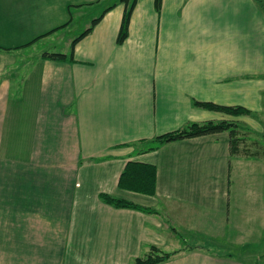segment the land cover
Masks as SVG:
<instances>
[{"label": "crops", "instance_id": "obj_1", "mask_svg": "<svg viewBox=\"0 0 264 264\" xmlns=\"http://www.w3.org/2000/svg\"><path fill=\"white\" fill-rule=\"evenodd\" d=\"M105 1L73 60L43 56L69 53L79 36L63 33L72 10ZM125 7L0 0V264H127L152 245L177 250L157 264L239 262L186 248L178 230L233 241L256 213L251 193L245 208L231 195L244 180L252 193L264 188H253L264 154L230 153L227 131L138 150L189 122L252 124L193 100L264 111V13L256 0H161L159 10L136 0L118 43ZM55 34L59 51L37 45ZM128 160L156 167L153 195L117 186ZM101 192L155 211L115 207Z\"/></svg>", "mask_w": 264, "mask_h": 264}, {"label": "rangeland", "instance_id": "obj_2", "mask_svg": "<svg viewBox=\"0 0 264 264\" xmlns=\"http://www.w3.org/2000/svg\"><path fill=\"white\" fill-rule=\"evenodd\" d=\"M264 3V0H262ZM107 1H105L103 4L100 6L93 8V7H88L84 6L80 11H75L72 10L71 20L70 16L67 15L66 20L68 22V26L63 30V33L66 34V38L68 37H74L83 32L84 28L89 24L90 20L92 19V14L93 11L97 14H100L102 10L104 9ZM59 34H55L50 36L48 39L42 40L37 45H41L43 50H54V51H59L58 48H60L61 43L58 38ZM21 64V63H20ZM19 65L16 63L14 69L21 68ZM264 101V99H263ZM264 105V103H263ZM264 110V106H263ZM248 116L252 123L251 125L246 123L245 121H240L238 123V126H235L234 128L232 127L231 131V136L236 137L235 138V143H237V150L236 151H230V153H239V155L242 157L244 155H248L251 153H255L257 155H262L264 154V111L261 113H252L250 115L246 114H241ZM253 123L256 125L257 128L253 126ZM255 130V131H254ZM222 131H227L228 135L230 136V131L229 130H222ZM221 132V131H219ZM218 133V132H214ZM212 134V133H209ZM254 148L252 151L251 148ZM229 150H230V145H229ZM260 165H258L259 167ZM242 166H239L240 173L242 172L241 170ZM242 174V173H241ZM245 176L242 174L243 179ZM233 178V177H232ZM235 179V177H234ZM233 179V180H234ZM244 180V179H243ZM264 180V170H262L261 175L258 176L256 174V180L254 181L255 186L253 188L256 190L258 188H262L261 186V181ZM239 182V181H238ZM245 180L242 183H239L240 190L235 188L236 193L231 195L232 197V203L233 200L237 201L238 204H241L242 208H245L247 206L246 202V197L243 196L247 194V192L251 193L250 196L253 197V205H255V213L256 217L251 220V224L247 226H242L239 222V226L237 229H239V235L233 236V241H218L216 239L210 238L206 235L200 234L197 235L195 233L189 234V232H181L178 230L180 233V237L182 239H186V241H183V246L186 248H195L197 245H200L202 247H205L206 249H209L211 251H216L218 253L214 254H220L226 257H234L236 260H238V264H264V215L263 211L260 209L261 207H264V204H260L259 207V201L264 202V188L260 190H256L257 192H250L251 186L249 185ZM139 193V192H138ZM143 194V193H142ZM259 200V201H258ZM236 204V203H235ZM233 218L237 219L238 221H242L240 216L234 214ZM254 221V222H252ZM228 229H227V236L231 232L232 225L231 222H228ZM176 228V227H175ZM249 230V231H248ZM232 236V234L230 235ZM154 246V245H152ZM158 248V247H157ZM159 249V248H158ZM160 251H163L159 249ZM172 251H177V250H168L164 252H172ZM146 253H141L140 256H144ZM139 257V256H137ZM135 259V258H134Z\"/></svg>", "mask_w": 264, "mask_h": 264}, {"label": "trees", "instance_id": "obj_3", "mask_svg": "<svg viewBox=\"0 0 264 264\" xmlns=\"http://www.w3.org/2000/svg\"><path fill=\"white\" fill-rule=\"evenodd\" d=\"M256 1L258 7L264 13V3L262 2V0H256ZM135 2L136 0H130V1L125 0L126 7L124 8V11L122 13L120 27L116 38L118 43L122 42L127 36L130 15ZM160 5H161V0H154V7L156 10L160 9ZM106 10L107 8L104 11ZM100 18L101 15L97 16L96 18H93L91 20L90 26L87 27L82 33H80L78 37L72 40L68 54L59 53V52H46L43 53V56H47L53 59H62L64 57H68L70 60H73L74 43L76 42V40H78V38L88 33L92 29V26ZM65 24L66 23H64L63 25ZM192 103L195 106H199L209 110L220 111L227 114H233V115H241V114L250 115L253 113L250 109L242 105H221L209 101H196V100H193ZM235 126H238V123H234L226 119L217 120V121L207 120L202 122H189L182 128L161 133L159 135L152 137L149 140L141 139L140 142H148V143L146 146L140 148L138 151L145 152V151L153 150L163 143L219 132L222 130H229L230 151L233 152L238 149L236 147L237 143H235L236 137L231 136V132H233L231 131V129L232 127L234 128ZM117 186L124 190L139 192L147 195H153L156 191V167L150 163L136 161V160H128L126 161L123 169L121 170L118 176ZM98 196L105 203L111 204L115 207L140 209L148 212L155 211L153 209L140 206L130 200L116 197L109 193L101 192L98 194ZM176 253L177 251H172V252L160 251L156 246H151L148 252L144 256L136 257L132 262L127 264H157L165 260H168Z\"/></svg>", "mask_w": 264, "mask_h": 264}]
</instances>
